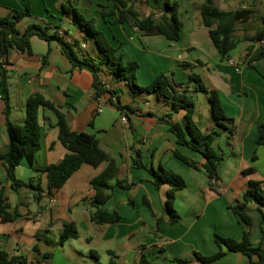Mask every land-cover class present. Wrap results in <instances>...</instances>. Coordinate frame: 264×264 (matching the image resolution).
Returning a JSON list of instances; mask_svg holds the SVG:
<instances>
[{
	"label": "crops",
	"instance_id": "0c3cea01",
	"mask_svg": "<svg viewBox=\"0 0 264 264\" xmlns=\"http://www.w3.org/2000/svg\"><path fill=\"white\" fill-rule=\"evenodd\" d=\"M180 4V18L184 23L181 40L171 42L161 35L144 36L129 24L105 22L98 11L100 4H113L108 0H78V10L86 17L97 18V26L108 37L126 61H136L137 83L149 85L161 72L173 73L178 83H187L192 73L201 76L205 85L219 92L226 115L235 121L234 134H229L214 120L209 95L196 94L194 121L205 133L219 132L214 140L215 151L223 157L219 165V179L211 187L209 177L203 170H196L174 157L177 148L184 155L204 162L201 154L190 148L177 145L175 136L166 124L158 122L161 116L171 113L173 121H183L185 112H176L172 102L158 100L154 94L134 93L124 82H114L110 68L106 64L101 70V78L111 86L114 97L123 106H131L132 111H124V122L120 111L110 102L111 94L95 95L93 75L88 70H73L71 62L61 52L57 42L48 43L37 36L31 40L33 54L11 49L5 68L9 71L11 94V121L24 124L27 117L26 104L31 95L41 93L46 99L59 106L66 115L72 130L83 131L97 137L103 150L117 161L120 168L118 178L130 189L116 187L106 208L117 210L122 215L115 224L98 225L91 219V202L95 190L91 181L105 168L83 165L58 191H48V178L41 174L43 192L41 200L35 199L32 188L11 189V182L0 160V180L8 198L11 210H17L15 221H0V249L8 254L24 255L29 264H110L116 255L117 264H139L144 254L149 264H177L175 259H186L191 264H203L196 259V252L212 256L219 251L214 235L243 238L245 224L230 209L242 200L250 181L264 182V146L257 144L258 126L264 123V60L249 63L245 60L248 49H257L260 42L245 39L254 35L261 26L259 19L238 27L241 35L235 33L238 41L236 55L230 61H222L203 24L200 6L205 0H187ZM74 0H0V17H7L12 11H24L30 5V15L19 24H49L52 34L58 31L68 41L78 43L81 57L100 61L103 53L88 33L74 21V16L66 13L64 5ZM223 10H235L241 6L253 8L258 17L264 16V0H214ZM118 16V11L115 10ZM113 21V18H109ZM255 23V30L249 24ZM264 42V41H263ZM264 45V43H263ZM202 61L204 65L199 64ZM193 67H185V63ZM0 88V151L6 149L9 135L4 115L5 104ZM104 102L99 112L100 102ZM41 148L36 155L35 168H44L59 163L68 149L59 138V127L55 114L45 108L39 112ZM92 124V125H91ZM142 153L143 161L156 169H165L180 174L186 181V188L176 195L175 208L181 219L170 224L165 207L168 184L157 189L152 183L151 173L134 166L136 150ZM256 154L257 159L252 160ZM223 166L227 173L220 171ZM253 168L254 172L245 174ZM17 178L29 182L38 174L24 159L16 168ZM229 179V183H227ZM115 183V180L112 181ZM148 198L153 211L164 218L159 229L157 218L144 202ZM48 200V202H46ZM133 200L135 207L130 205ZM249 208L254 217L252 243L258 245L262 233V217L254 204ZM64 221L74 222L79 238H70L58 244L63 233ZM50 241V242H49ZM38 248V251L35 250ZM96 253L94 256L92 253ZM53 254L51 260L45 255ZM249 259L242 253L227 252L225 256L211 264H247Z\"/></svg>",
	"mask_w": 264,
	"mask_h": 264
},
{
	"label": "trees",
	"instance_id": "16d2710c",
	"mask_svg": "<svg viewBox=\"0 0 264 264\" xmlns=\"http://www.w3.org/2000/svg\"><path fill=\"white\" fill-rule=\"evenodd\" d=\"M69 2L64 5L66 13L74 16L75 23L84 31L93 42L96 43L99 50L103 53L102 59L97 64L93 60L81 57L77 51L78 43L70 42L58 31L49 32L51 27L49 24H31L24 32L18 28V24L30 15V5L26 10H14L7 17H0V88L2 90V99L5 104L4 115L9 135V143L5 150L0 151V160L7 173V179L11 182V189L18 191L22 187L32 188L35 192V199L41 200L43 188L41 187V174H46L48 178V191L60 190L66 182L83 166L89 165L98 168L106 163V168L96 176L91 185L95 190L92 199L91 219L98 225L115 224L121 221L122 215L117 210H108L105 206L112 197V192L116 187L130 189L131 184H127L118 178L120 168L117 161L109 153L103 150L96 136L83 131L72 130L66 119V115L62 109L52 101L45 98L41 93L31 95L26 104L27 117L24 124H16L11 121V94L9 89V71L5 68L7 57L11 49H17L29 55L33 54L31 40L37 36L39 39L48 43L57 42L61 52L71 62L73 70H88L93 75V86L95 95L100 97L105 93L111 94L110 102L114 104L120 112L132 111L131 106H123L118 98L113 101L115 93L102 84L101 70L104 65L110 68V74L114 82H124L134 93L154 94L158 100L164 99L172 102L176 108V112L184 111L183 121H173L172 114H166L158 119L159 123L166 124L169 131L175 136L177 145L190 148L196 153L203 156L204 162L200 163L184 155L179 149L172 151L174 157L184 164L196 170H203L209 177L211 187L214 188V180L219 179V165L223 160L214 149L213 143L219 132L214 131L205 133L199 128L194 121L193 115L196 109L195 96L199 92L209 95V101L212 106V114L216 123L225 129L229 134H234L236 129L235 121L230 119L223 108L219 92L216 89L208 88L203 82L200 75L192 73L187 83H178L174 80L173 73L161 72L149 85L141 86L137 83L136 72L139 64L136 61H126L123 55L118 53L109 41L106 34L98 28L97 18H88L82 14L77 7V1ZM113 4H100L98 11L105 22L112 24H129L138 33L144 36L161 35L171 42L181 40V32L184 26L180 18V4L177 0H108ZM145 5L151 9L150 14L142 17L139 6ZM118 11V16L115 17ZM200 13L203 24L209 29V36L218 51L222 61H230L231 53L236 48L238 41L235 33L239 27H247L248 23L260 20L261 26L258 27L254 35H248L245 28V39L252 42L264 41V16L258 17L255 9L241 6L235 10H223L217 7L214 0H205L200 6ZM113 18V21H109ZM245 60L252 65L254 62L264 60V45H260L257 49L250 48L247 51ZM199 64L204 65L202 61ZM185 67H193L191 63H185ZM41 108L52 111L57 118V126L59 127V138L63 145L68 149L66 156L56 164H51L44 168H35L36 155L41 148V125L39 122V112ZM92 125V124H91ZM257 144L264 146V123L258 126ZM137 158L134 160V166L148 170L153 179L152 183L157 189L168 184L170 189L167 193L165 207L169 216V223L175 224L180 221L181 216L175 208L176 195L179 191L186 188L185 179L178 173L165 169L160 166L156 169L152 164L143 161L142 153L136 150ZM26 159L29 165L38 174L28 183L17 178L16 168ZM257 159L256 154L252 160ZM254 172L253 168L245 171V174ZM115 180L113 184L112 181ZM145 205L153 211L152 204L148 198H144ZM130 205L134 208L135 203L130 200ZM250 204L256 206V210L260 213L262 221L261 241L258 245L252 243L254 217L249 208ZM233 213L245 224L243 238L236 240L231 237H224L219 234L214 235L215 244L219 247V251L212 256H203L196 252V259L203 264H211L223 256L227 252L242 253L249 261L247 264H264V182L250 181L249 188L245 191L242 200L230 206ZM157 218L156 228L159 229L164 218ZM19 217L18 211L11 210L8 198L0 180V221L11 222ZM63 233L58 244H63L66 240L79 238V231L74 222L64 221ZM50 242V241H49ZM38 251V248L35 247ZM96 256V253H92ZM113 259L110 264H117L116 255L112 253ZM53 254L45 255V259L51 260ZM177 264H191L192 261L186 259H175ZM0 264H29V259L24 255H10L5 250L0 249ZM139 264H149L144 254L141 255Z\"/></svg>",
	"mask_w": 264,
	"mask_h": 264
},
{
	"label": "rangeland",
	"instance_id": "374dc122",
	"mask_svg": "<svg viewBox=\"0 0 264 264\" xmlns=\"http://www.w3.org/2000/svg\"><path fill=\"white\" fill-rule=\"evenodd\" d=\"M181 2H183V5H186V6L188 4V1L187 0H181ZM138 8H139V11H140L142 17H146L151 12V9H149L145 5H141ZM26 25H27V22H24L23 24H21V26H19V30L20 31H23ZM239 27H241V25H239ZM249 27H250V30H253L254 31L255 30L254 29L255 28V23L249 24ZM237 32H238L237 33L238 36L242 34L240 28H239V30ZM237 52H238V49H236L233 53H231V56L236 55ZM95 62L97 64H99V61H95ZM220 171L224 173V176H226L225 173H227V170L223 166H221ZM229 182L230 181L228 179L227 183H229ZM46 202H48V200H46Z\"/></svg>",
	"mask_w": 264,
	"mask_h": 264
},
{
	"label": "built area",
	"instance_id": "2783aa9c",
	"mask_svg": "<svg viewBox=\"0 0 264 264\" xmlns=\"http://www.w3.org/2000/svg\"><path fill=\"white\" fill-rule=\"evenodd\" d=\"M263 43H264L263 41L260 42V44H262V45H263ZM230 64H231V65H235V62H234L233 60H231V61H230ZM101 79H102V78H101ZM101 81H102V84H103L104 86H106L109 90H111V86H110L108 83H106L103 79H102ZM112 98H113V101L116 102V100H117L116 97H112ZM101 101H102V100H101ZM100 104H101L102 107H100V108L98 109V111H99V112H102V111H103V106H104L103 104H104V102L102 101V102H100ZM120 113H121L122 120H123L124 122H127V118L124 116V112H120ZM213 182L215 183L216 180H214Z\"/></svg>",
	"mask_w": 264,
	"mask_h": 264
}]
</instances>
